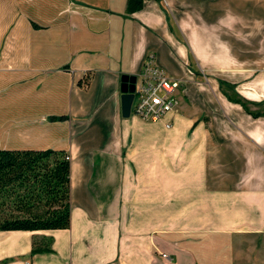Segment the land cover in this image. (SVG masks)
<instances>
[{
  "label": "crops",
  "instance_id": "crops-1",
  "mask_svg": "<svg viewBox=\"0 0 264 264\" xmlns=\"http://www.w3.org/2000/svg\"><path fill=\"white\" fill-rule=\"evenodd\" d=\"M128 2L0 0V148L66 151L72 205L68 229L0 231V264H264V116L218 81L264 112V0ZM150 55L179 104L125 118Z\"/></svg>",
  "mask_w": 264,
  "mask_h": 264
},
{
  "label": "trees",
  "instance_id": "trees-1",
  "mask_svg": "<svg viewBox=\"0 0 264 264\" xmlns=\"http://www.w3.org/2000/svg\"><path fill=\"white\" fill-rule=\"evenodd\" d=\"M144 0H129L128 11L140 10ZM230 101L253 117L247 100L235 86L220 82ZM71 160L64 150L0 148V231H42L71 226ZM52 252V240L34 238L32 255Z\"/></svg>",
  "mask_w": 264,
  "mask_h": 264
},
{
  "label": "built area",
  "instance_id": "built-area-1",
  "mask_svg": "<svg viewBox=\"0 0 264 264\" xmlns=\"http://www.w3.org/2000/svg\"><path fill=\"white\" fill-rule=\"evenodd\" d=\"M180 88L181 82L168 77L156 64L155 57L148 56L138 75L132 113L146 122L164 119L179 104ZM162 256L167 258L166 254Z\"/></svg>",
  "mask_w": 264,
  "mask_h": 264
},
{
  "label": "water",
  "instance_id": "water-1",
  "mask_svg": "<svg viewBox=\"0 0 264 264\" xmlns=\"http://www.w3.org/2000/svg\"><path fill=\"white\" fill-rule=\"evenodd\" d=\"M137 75L125 74L121 79V100H122V115L125 118L130 117L132 113V105L135 98Z\"/></svg>",
  "mask_w": 264,
  "mask_h": 264
},
{
  "label": "rangeland",
  "instance_id": "rangeland-1",
  "mask_svg": "<svg viewBox=\"0 0 264 264\" xmlns=\"http://www.w3.org/2000/svg\"><path fill=\"white\" fill-rule=\"evenodd\" d=\"M223 78V77H222ZM218 79V81H219V83L220 82H225V83H228V84H231V83H229L228 81H226V80H224V79ZM226 78V77H225ZM232 85V84H231ZM233 86H235L234 84H233ZM220 88H221V85H220ZM236 88V87H235ZM221 91H222V93L225 95V93L223 92V90H222V88H221ZM226 96V95H225ZM227 97V96H226ZM163 255V254H162ZM164 257L162 256V257H160V260L162 261V262H164V260L166 259V258H164ZM176 262V260L174 259V258H171V259H169V260H167V262H164L165 264H169V263H175ZM205 264H210V263H205ZM211 264H214V263H211ZM215 264H225V263H223L222 261H220V262H218V263H215Z\"/></svg>",
  "mask_w": 264,
  "mask_h": 264
}]
</instances>
